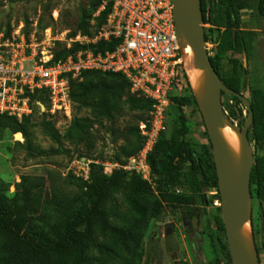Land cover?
<instances>
[{
    "label": "trees",
    "instance_id": "trees-1",
    "mask_svg": "<svg viewBox=\"0 0 264 264\" xmlns=\"http://www.w3.org/2000/svg\"><path fill=\"white\" fill-rule=\"evenodd\" d=\"M101 1L94 0L89 9L80 15L71 36L78 33L91 35L93 28L100 29L105 25L109 8L96 18L95 27L90 25ZM201 2L204 23L211 26V35L206 34V41L210 40L215 46L211 63L227 88L244 95L248 90V79L238 60L231 61L233 66L230 71L226 72L223 66V61L230 54L248 56L252 52L254 34L241 28L244 7L236 0ZM258 11L264 16V0L259 2ZM29 26L31 23L26 21L27 36ZM11 32V26H8L6 38L11 36ZM58 47L55 60L65 59L71 53L59 43ZM113 48L114 44L101 47L102 51ZM78 49L75 46L72 52ZM29 97L32 115L22 120L0 116V133L22 135L24 143L18 145L33 153L31 142L36 126L33 122L35 106L41 114H46L41 112L37 103L42 101L48 107L49 98L44 91H37ZM230 97L237 106H243L239 98ZM70 98L77 112L63 134L54 122L44 123L46 135L53 143L65 141L76 146L86 143L93 148L98 138L92 132L94 125L100 120H113L127 107L140 117L137 124L128 127L124 134V144L118 150L124 159L121 164L141 151L144 138L138 125L146 120L152 103L132 95L124 75L85 72L80 78L71 80ZM249 101L254 112L249 137L255 157L251 195L253 200L264 202V94L251 89ZM170 102V108H178L182 125L172 131L170 138H166L164 133L149 156L154 182L160 185L159 195L141 176L122 170L106 176L103 168L95 163L97 161L78 154L76 159L92 160L94 163L90 164L89 181L77 177L73 171L66 175L65 188L75 189L74 195L56 186L47 191L43 177L28 175L21 176L20 182L14 186L15 192L10 195L0 180V264H143L146 254L144 240L154 214L163 203L181 206L188 211V202L204 190L213 189L221 200L212 152L205 151L196 157L187 139L191 130L182 110L193 102L200 114L195 98L171 96ZM82 110L91 111L92 116H78ZM229 118H232L230 114ZM208 140L212 150L209 136ZM181 174L183 179H179ZM49 181L54 185L52 179L49 178ZM164 187L180 190L171 192L163 190ZM218 211L221 212V208ZM215 223L225 232L222 215L216 218ZM255 231L253 224L254 235ZM224 247L229 249L228 244ZM257 251L262 264L258 247ZM228 258L231 262L229 253ZM218 262L216 264H220Z\"/></svg>",
    "mask_w": 264,
    "mask_h": 264
},
{
    "label": "rangeland",
    "instance_id": "rangeland-1",
    "mask_svg": "<svg viewBox=\"0 0 264 264\" xmlns=\"http://www.w3.org/2000/svg\"><path fill=\"white\" fill-rule=\"evenodd\" d=\"M94 0H0V28L7 32L8 26L12 31L20 24L25 26L26 21L31 23L29 34L34 31L33 25L37 22L38 36L44 35L46 29L51 28L54 37L63 38L62 34L72 35L80 15L89 9ZM243 6L241 28L252 32V52L246 56L230 54L223 61L224 70L230 71L232 60H238L243 72L248 79V90L244 94L249 99L251 89L260 90L264 94V16L259 14V2L262 0H236ZM248 10V11H245ZM91 25V22H90ZM92 27V26H91ZM210 25L205 24L207 35H211ZM94 28L92 29V31ZM27 33V31H25ZM69 33L71 35H69ZM210 57L214 56V45L207 42ZM194 97L188 77L181 73L177 84L172 92V97ZM222 102L226 113L239 129L245 125L247 111L244 106H237L235 101L228 95L222 96ZM42 103V101H40ZM240 110L243 112L241 113ZM73 109L72 119L76 115ZM182 113L186 116L191 133L187 139L196 157L202 152H212L209 145L207 130L203 119L195 104L183 107ZM78 116L91 117L89 110H82ZM140 115L131 112L127 107L113 120H100L92 130L98 136L93 148L86 143L72 145L63 141L61 144L53 143L46 135L44 123L52 121L65 132V116H52L48 113L41 114L35 106L33 122L36 124L33 130L32 149L30 153L18 143L23 144V136L12 135L9 132L0 133V180L2 186L8 189V194L15 192V184L20 182L23 175L43 177L46 180V190L50 191L54 186L64 188L69 194L76 193L73 188H65L64 179L69 169L80 171L83 167L77 163L75 155H84L100 164L109 161L119 164L124 159L118 152L124 144V134L128 127L137 124ZM63 123L60 125L59 123ZM182 125L180 112L176 106L170 108L167 121L166 138H170L172 131ZM39 154V155H36ZM113 158V159H112ZM101 166V165H100ZM102 167V166H101ZM52 179L53 184L49 181ZM183 179V175L179 176ZM152 190L159 195L160 185L155 181ZM163 190L171 192L179 191L164 187ZM221 200L218 192L204 190L197 195L190 207L185 211L181 206L162 204L151 220L149 231L145 237L146 254L143 264H232L228 258L229 249L226 233L217 228L216 218L221 216ZM162 217H170L175 229L169 236L164 235V227L157 225ZM256 229V245L260 249V258L264 264V202L253 200V212L251 226ZM154 235V236H153Z\"/></svg>",
    "mask_w": 264,
    "mask_h": 264
},
{
    "label": "built area",
    "instance_id": "built-area-1",
    "mask_svg": "<svg viewBox=\"0 0 264 264\" xmlns=\"http://www.w3.org/2000/svg\"><path fill=\"white\" fill-rule=\"evenodd\" d=\"M110 9L106 23L94 28L91 35L78 33L62 39L54 37L51 28L38 36L37 22L31 34L19 25L6 38L0 28V116L22 120L32 115L29 95L46 92L48 107L38 102L42 113L65 116V131L72 121L73 105L70 82L85 72L116 73L126 77L130 93L152 103L145 121L138 125L144 138L141 151L124 164L106 161L99 164L106 176L122 170L137 174L150 185L154 184L149 156L166 132L170 97L183 68V60L175 29L172 0H102L93 15L96 18ZM70 35V33H69ZM62 48L71 52L67 58L55 60V51ZM114 44L113 49L102 46ZM78 46L76 52L73 48ZM57 129L62 133L59 126ZM83 167L73 173L84 181L90 179L92 160L77 159ZM69 171H72L69 169Z\"/></svg>",
    "mask_w": 264,
    "mask_h": 264
},
{
    "label": "water",
    "instance_id": "water-1",
    "mask_svg": "<svg viewBox=\"0 0 264 264\" xmlns=\"http://www.w3.org/2000/svg\"><path fill=\"white\" fill-rule=\"evenodd\" d=\"M175 29L184 73L185 51L190 48L196 62L193 80L188 81L205 124L211 145L221 196V215L232 264H260L255 235L251 226L253 199L251 175L254 166V147L249 137L254 112L244 95L227 88L214 69L208 51L201 0H172ZM248 11V10H245ZM239 98L247 118L242 129L225 112L222 95ZM229 128L236 136L234 146L226 137ZM169 235L175 228L167 220Z\"/></svg>",
    "mask_w": 264,
    "mask_h": 264
},
{
    "label": "bare ground",
    "instance_id": "bare-ground-1",
    "mask_svg": "<svg viewBox=\"0 0 264 264\" xmlns=\"http://www.w3.org/2000/svg\"><path fill=\"white\" fill-rule=\"evenodd\" d=\"M184 54H185L184 66H185L186 72L189 74L190 79L193 80V77L195 74L196 62L193 58L192 50L190 48H188ZM225 137L234 146H237V144H238L237 138H236L235 134L229 128L225 129Z\"/></svg>",
    "mask_w": 264,
    "mask_h": 264
},
{
    "label": "flooded vegetation",
    "instance_id": "flooded-vegetation-1",
    "mask_svg": "<svg viewBox=\"0 0 264 264\" xmlns=\"http://www.w3.org/2000/svg\"><path fill=\"white\" fill-rule=\"evenodd\" d=\"M168 218H170V217H162V218L160 219L161 221H160L159 223H157L158 226H160V227H164V235H165V236H169V235H170V234H169V235L166 234V232H167L169 229H171V228L167 227V221H166V220H167ZM170 219H171V218H170ZM171 221L173 222L172 219H171ZM173 223H174V222H173ZM174 225H175V224H174ZM174 229H175V228H174ZM174 229H173V230H174ZM171 233H172V232H171ZM153 236H154V235H153Z\"/></svg>",
    "mask_w": 264,
    "mask_h": 264
},
{
    "label": "crops",
    "instance_id": "crops-1",
    "mask_svg": "<svg viewBox=\"0 0 264 264\" xmlns=\"http://www.w3.org/2000/svg\"><path fill=\"white\" fill-rule=\"evenodd\" d=\"M16 136V135H15Z\"/></svg>",
    "mask_w": 264,
    "mask_h": 264
}]
</instances>
